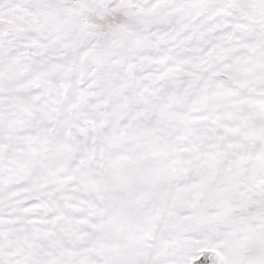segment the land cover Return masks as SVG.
Listing matches in <instances>:
<instances>
[{"label":"snow or ice","instance_id":"1","mask_svg":"<svg viewBox=\"0 0 264 264\" xmlns=\"http://www.w3.org/2000/svg\"><path fill=\"white\" fill-rule=\"evenodd\" d=\"M0 264H264V0H0Z\"/></svg>","mask_w":264,"mask_h":264}]
</instances>
